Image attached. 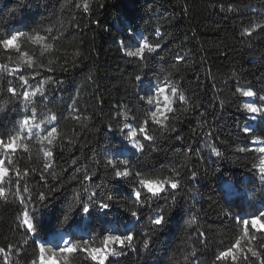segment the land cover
Segmentation results:
<instances>
[{"label":"trees","instance_id":"obj_1","mask_svg":"<svg viewBox=\"0 0 264 264\" xmlns=\"http://www.w3.org/2000/svg\"><path fill=\"white\" fill-rule=\"evenodd\" d=\"M87 2L85 11V0H0V37L14 30L28 34L20 38V51L43 65L37 67L36 79H30V84L46 92L42 99L39 94L32 97L26 109L22 97L13 98L4 91L9 81L20 91L19 81L10 71H0V133H12L32 107L37 110L32 124L53 114L59 121L53 125L57 133L51 138H46L47 125L33 128L32 134L24 129L19 143L28 147L10 154L12 167L21 174L28 169L31 174L21 182L27 191L12 186L7 199L0 198V246H19L21 254L11 256L12 264H31L39 259L42 241L69 232L74 242L82 243L76 231L82 229L92 234L93 246L101 247L103 235L113 225L120 235L133 231L135 239L131 248L112 245L123 255L110 258L108 264H214L218 251L242 235V225L232 217L264 211V181L259 172L263 154L238 151L254 147L248 143L254 137L240 131L246 124L253 127L255 137L264 140V118L252 120L242 107L247 97L236 91L251 85L258 95H264V0ZM230 5L237 10L229 11ZM245 29L252 35H244ZM37 35L45 39L33 42L31 37ZM139 35L150 44L164 45L156 53L146 50V62L126 55L138 45ZM18 55L0 48V64L11 70ZM177 56L183 59L177 61ZM23 74L34 75L31 70ZM136 75H145L142 83L135 80ZM155 84L166 86L171 101L172 112L163 125L151 119L159 94ZM172 87L186 100L179 101ZM139 97H144L143 102ZM255 100L259 102L258 97ZM201 111L206 115L201 116ZM145 120L148 134L157 139L137 151L124 138L125 125L133 130ZM171 127L177 128L182 141L171 139L176 135L170 133ZM209 132L214 136H207ZM211 146L217 147L220 157L210 152ZM106 155L128 159L132 170L140 171L144 179L175 178L170 170L177 169L182 173L181 187L177 194L161 193L141 210L137 220L130 212L136 208L132 186H139L138 180L105 177ZM185 165L198 170L196 180L184 182ZM97 169L94 190L99 196L111 195L124 208L114 205L106 213L82 212L79 180ZM41 174L47 182L40 179ZM226 183L233 184L237 195L227 196ZM52 187L57 191L36 211L38 237H32L17 219L23 208L20 197L31 207L37 193H47ZM160 209L165 210L166 220L154 229L149 220ZM225 209L232 216H225ZM148 235L152 240L145 248ZM25 239L28 243L22 244ZM244 242L261 252L259 257L248 253V264H260L264 251L259 244H250L247 238ZM67 264L94 262L77 252L68 255ZM239 264H244L242 259Z\"/></svg>","mask_w":264,"mask_h":264},{"label":"snow or ice","instance_id":"obj_2","mask_svg":"<svg viewBox=\"0 0 264 264\" xmlns=\"http://www.w3.org/2000/svg\"><path fill=\"white\" fill-rule=\"evenodd\" d=\"M79 7V5H77ZM88 9V2L85 0L84 3V10L87 11ZM229 11H235L237 9L232 8L229 6ZM49 33L52 32V29H47ZM159 34V30H157ZM244 35L251 36L252 32L248 29L244 30ZM28 34L20 31L14 30L11 33L5 34L3 37H0V48L6 51L15 50L19 53L18 58L16 60L15 68L9 70L7 64H0V71L3 72H11V74L19 81L20 83V91H18L17 87L11 86V81H9V86L4 90L11 97L17 98L22 97L23 101L25 102V108L27 109L30 104L33 103L32 97H36L38 94L42 99L46 92L44 88L41 87H34L30 84V79H36V71L37 67L43 68V65H37L33 59L28 55L27 52L20 51V38L25 37ZM50 39H57L55 36H49ZM33 42L39 43L40 40L45 39L44 37H40L39 35L35 37H31ZM163 39V38H162ZM164 45L161 43H156L155 45L150 44L148 42L138 43L135 51H126V55L128 57L137 58L140 62H146L147 57L145 55L146 50L148 53H156L158 50L162 49ZM183 59L180 56L176 57V60L179 61ZM146 66V63H145ZM31 70L34 75L29 78L23 74ZM49 72H52L53 69L49 68ZM20 73L16 76L17 73ZM145 75H136L135 80L139 83H142L144 80ZM51 79V77H49ZM57 83H63V81H57ZM154 88L158 93H164L166 88L160 87L155 84ZM237 92L242 91L244 97H258L257 102L251 103H244L243 109L248 113L251 114V119L255 120L257 117L264 118V95H258L257 92L252 90V86H248V90H243L241 88L236 89ZM171 92L174 95L178 96V100L183 102L186 100L184 94L178 93L177 87H172ZM219 99V97H217ZM139 99L143 102L144 97H139ZM165 106L162 108L160 105H156L154 110L151 111V119L156 125H163V122L168 119V113L172 112V108L168 105L171 104V101L167 95L164 96ZM148 103L151 104L152 100L149 97ZM223 106V101H221V107ZM36 108H31V114H25L22 121H20L17 125V128L9 134L0 133V198L7 199V195L11 190L12 186H15V189L19 191L22 187L24 191H27L25 185H22V180H25L31 173L28 169H25L24 173L21 174L19 169H15L11 165L13 164L12 159L10 158V154L16 152L18 149L27 148L26 144L19 143L23 139L22 132L24 129H27L28 134H32L33 128L40 129L42 125H47L49 128L48 134L46 138H51L54 134L57 133V128L53 126L54 124L58 123V117L56 114L50 116L46 121H41L39 124H32L31 122L36 118ZM201 116L206 115L205 112L201 111ZM148 121L145 120L141 122L138 128L133 129L126 133V138L129 140L130 143L134 145L137 151H143L145 148V144L148 142L155 141L157 138L153 135L148 134ZM111 129V125L107 126ZM129 125H125V128H128ZM119 130H124L121 128ZM170 133H176L174 137H171L176 142L182 141L184 138L182 135L178 133L176 127H171L169 129ZM240 131L244 134L245 137L253 136V140L249 141L248 143L251 144H259L261 145L259 148H244L241 147L238 149L239 152L245 151H258L261 154H264V140H260L258 137L254 135L253 127L248 126L247 124L240 129ZM142 137L144 142H141V139L137 137ZM207 136L212 137L214 136L213 132L207 133ZM52 143V140L49 139V144ZM155 151V149H154ZM210 152L217 157L221 156L220 151L215 146L210 147ZM47 155L51 156L52 153L48 152ZM188 154H193V149L191 146L188 147ZM201 159L203 157H200ZM75 163V161H73ZM99 163V161H97ZM121 166H123L121 168ZM187 175L183 176L184 182L194 181L197 179L199 172L198 170H194L192 168H188L186 165L184 166ZM257 165H253V168H256ZM174 173L175 178H156V179H144L141 178L142 173L140 171H133L131 164L128 159L126 158H119L114 157L111 155L105 156V163H104V172L105 177L109 179L121 180V179H136L138 180V185L132 186V199H134L136 208L131 210L130 214L132 217L136 218L137 220L140 218L141 210L145 207H150L154 200L160 197L161 193H171L177 194V190L181 187L182 184V173L177 169L170 170ZM259 172H260V179L264 181V156L260 159L259 165ZM99 173V169L92 171L90 174H85L83 179L79 180V183L82 186L81 193L78 194V203L82 205V212L84 214H90L92 210H98L100 213H106L110 211L114 205L124 208V204H117L116 201L113 200L111 195H104L99 196L97 192L92 187L93 185V178L97 176ZM53 179H56L55 174L52 175ZM40 179L42 181H46L45 175L41 174ZM8 185V187H5ZM57 189L55 187L49 188L47 193L41 191L37 193L33 199L35 203L32 204L31 207L25 203V199L20 197V203L23 205L22 211L20 215L17 217L18 220L21 222V226L25 229L26 233H30L32 237H38V225L36 220V211L38 210L39 206L42 205L43 202L47 201L53 193H55ZM193 195H195L193 193ZM171 199H175V195L170 197ZM127 211V209H126ZM225 216H232V213L225 209ZM234 222L237 225H242V235H239L235 238L234 242L231 243V246L223 248V250L218 251L215 256L214 264H239L240 260L242 259L244 264H248L249 256L248 253H251L252 257H259L261 252L254 250L252 247H248L247 249L241 247V242L245 238L248 239L249 243H257L260 246L261 251H264V211H260L258 214H254L251 216H245L243 218L239 216L232 217ZM166 220L165 210L160 209L159 211L156 210L155 215L150 217V225L158 228L159 226L163 225ZM67 222V220L65 221ZM251 229V232H250ZM91 237V233L87 234ZM198 235L200 237L204 236L203 232H199ZM64 234L61 233L59 239L63 242L64 246L60 247L59 244L56 245V250L52 251L51 256L46 257L44 255V243H50V241H42L39 247V261L40 264H61L59 260V256L61 254H72L77 252H83L94 264H108L109 259L112 257H120L123 255L121 251H117L115 247H110V245H117L120 248L125 247H133L132 242L135 239V233L133 231H128L126 234H112L111 231H108L107 234L103 235L102 237V246L96 247L93 246L90 239H84L83 236L81 237L82 243L79 241L73 242L72 239L64 240ZM152 237L148 235L146 239L143 241V246L148 248L150 246ZM22 244H27L28 241L25 239L21 242ZM33 243H36L35 239ZM133 250H135L133 248ZM15 254L19 256L21 254V248L13 243H7L4 246H0V264H12L11 256ZM31 264H36V261L33 260ZM64 264H67V257H64ZM260 264H264V259L260 260Z\"/></svg>","mask_w":264,"mask_h":264},{"label":"rangeland","instance_id":"obj_3","mask_svg":"<svg viewBox=\"0 0 264 264\" xmlns=\"http://www.w3.org/2000/svg\"><path fill=\"white\" fill-rule=\"evenodd\" d=\"M139 38H140V39H139V42H140V43L145 42V41L143 40V38L141 37V35H139ZM137 46H138V45H137ZM137 46L133 47L132 49H129L128 51H135V49H136ZM161 87H165V88H166V86H161ZM246 90H248V89H246ZM165 95H167L166 92H164V93H162V94H161V93L158 94V97H157V100H158V101L156 102L155 106H156V105H160L162 108L165 106V101H164V96H165ZM251 102H256L255 97H247L246 103H251ZM154 108H155V107H154ZM250 115H251V114H250ZM257 119H258V117H257L255 120H257ZM252 120H253V119H252ZM130 131H131V128H126V130H125V132H126V133L129 132V134H130ZM125 132H124V138L127 139V138H126V133H125ZM127 140H128V139H127ZM260 146H261V145H259V144H254V147L259 148ZM263 156H264V154H263ZM224 190H225V192H226V194H227V196H228L229 198H232L233 196L237 195V192H238V191H236L235 187H234L233 184H231V183H226V184L224 185ZM251 215H253V214H248V213H247V214H245L243 217H245V216H251ZM76 231H77L78 234H80V237L83 236L84 239H90V241H91V243H92V245H93L92 238L89 237V236L87 235L86 232H84L82 229H77ZM108 231H111L112 234H117V233H116V229H115V227H114L113 225H111V227L106 231L105 234H107ZM61 233L64 234V236H63V239H64V240H68V239H72V240H73V238L70 236V233H69V232H61ZM61 233H60V234H61ZM60 234L55 235V236L49 238L48 241H50V243H44V244H43V246H44L45 244L49 246L48 248H44V249H45V251H44V255H45L46 257L51 256L52 251H55V250H56V245H57V244H59L60 247H63V246H64L63 242L59 239ZM81 241H82V239H81ZM73 242H74V240H73ZM82 242H83V241H82ZM40 244H41V242H40ZM110 247H112V245H110ZM241 247L247 249L249 246H246L244 240H242V242H241ZM68 255H69V254L66 253V254H61V255L59 256V260H60L61 264H64V257H65V256L67 257V262H68ZM36 264H40L39 259H38V261L36 262Z\"/></svg>","mask_w":264,"mask_h":264},{"label":"water","instance_id":"obj_4","mask_svg":"<svg viewBox=\"0 0 264 264\" xmlns=\"http://www.w3.org/2000/svg\"><path fill=\"white\" fill-rule=\"evenodd\" d=\"M126 130V129H125ZM125 132V131H124ZM126 133V132H125Z\"/></svg>","mask_w":264,"mask_h":264}]
</instances>
